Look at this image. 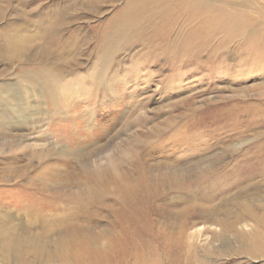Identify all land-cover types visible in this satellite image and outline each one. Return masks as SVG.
Masks as SVG:
<instances>
[{"label":"bare ground","instance_id":"6f19581e","mask_svg":"<svg viewBox=\"0 0 264 264\" xmlns=\"http://www.w3.org/2000/svg\"><path fill=\"white\" fill-rule=\"evenodd\" d=\"M79 2L98 9L105 0ZM235 17L222 4L199 0H123L101 32V72L113 65L119 49L153 38L159 40L150 41L152 49L176 50V55L168 52L174 70L178 54L193 56L197 47L204 51L217 35L218 47L232 41L238 35ZM41 19L35 29L50 44L43 54L51 56L52 46L67 50L62 18ZM16 35L7 41L9 59L3 57L9 64L32 48L28 41H15ZM71 47L74 51L76 43ZM252 55L240 65L254 70L258 62ZM52 68L22 70L39 91L38 101L49 104L42 113L19 99L12 85L0 84V159L6 154L16 164L22 154L26 161L23 167L0 168V186L11 182L22 195L0 197V264H212L216 247L236 245L241 247L233 254L264 258V138L250 145L242 139L264 127L262 100L222 103L213 124H223L224 131L215 135L198 133L196 122L175 130L159 165L142 166L135 179L112 161L103 170L81 168L83 178L76 181H53L47 179L48 167L39 165L35 174L29 169L32 162L43 163L45 151L22 145L37 128L43 133L47 120L62 116L60 105L50 100L60 80L50 75L57 70ZM6 97L15 103L11 109ZM10 111L23 112L27 121L17 129L29 132L26 139L5 129L14 120ZM144 209L150 220L145 230Z\"/></svg>","mask_w":264,"mask_h":264},{"label":"rangeland","instance_id":"374dc122","mask_svg":"<svg viewBox=\"0 0 264 264\" xmlns=\"http://www.w3.org/2000/svg\"><path fill=\"white\" fill-rule=\"evenodd\" d=\"M79 1L82 0L77 3L72 0H0V84L12 85L19 99L42 113L50 108L49 104L38 101L39 91L22 70L53 67L57 70L50 75L60 76L50 100L60 105L62 116L47 120L43 133L37 128L38 132H32L29 141L22 144L32 145L36 151H45L47 155L43 163L32 162L29 169L34 174L40 170V165L48 167L51 175L47 176L48 180L73 182L83 178L82 169L99 167L103 170L113 161L118 171L128 172L135 179L142 166L159 165L161 150L171 145L175 130L196 122L198 133L215 135L223 127V124H213L222 103L264 102V0H199L211 5L222 4L236 16L238 35L232 41L218 47L221 35L214 36L213 44L206 50L197 47L189 57L178 54L179 66L173 70L168 52L176 55V50L165 46L152 49L150 41L159 40L153 38L119 49L113 65L103 73L99 60L103 53L99 48L101 32L121 9L123 0H105L98 9L82 6ZM47 14L48 20L62 18L61 41L69 46L63 52L52 46L53 54L48 57L41 51L50 45L48 39L42 41L41 32L34 25ZM181 25L179 30H184ZM12 33L17 34L12 36L15 41H28L32 48L24 53L21 61L17 55L9 64L3 57L9 59L7 41ZM253 41L256 44L252 50L249 46ZM252 54L258 62L254 70L248 67L250 64L240 65V61ZM5 101L10 109L15 105L12 97H6ZM194 107L197 109L192 113ZM9 113L14 120L5 129L15 138L26 139L29 132L17 129L27 121L23 112ZM262 138L264 127L242 139H249L247 145H250ZM5 155L0 159L2 169L26 165L22 154L17 156L16 164L5 159L8 158ZM10 185L0 186V197L5 200L11 196L21 197L18 189ZM147 212L144 209V230L150 223ZM240 247L236 245L231 250L216 247L218 255L210 258L211 263L264 264V258L233 254Z\"/></svg>","mask_w":264,"mask_h":264}]
</instances>
